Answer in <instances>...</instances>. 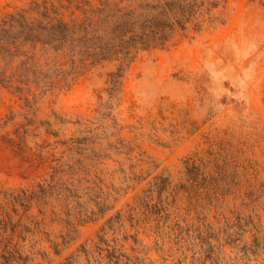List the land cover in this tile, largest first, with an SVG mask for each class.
<instances>
[{"label": "rangeland", "instance_id": "374dc122", "mask_svg": "<svg viewBox=\"0 0 264 264\" xmlns=\"http://www.w3.org/2000/svg\"><path fill=\"white\" fill-rule=\"evenodd\" d=\"M28 1L0 0V13ZM220 11L222 23L136 52L112 99L114 123L100 111L116 60L31 103L0 84V264H96L102 240L144 264H174L192 251L162 231L160 248L150 221L128 215L156 181L177 192L169 219L208 229L215 264L255 263L230 234L238 212L264 236V0H224ZM75 167L88 171L71 178Z\"/></svg>", "mask_w": 264, "mask_h": 264}, {"label": "trees", "instance_id": "16d2710c", "mask_svg": "<svg viewBox=\"0 0 264 264\" xmlns=\"http://www.w3.org/2000/svg\"><path fill=\"white\" fill-rule=\"evenodd\" d=\"M123 1L29 0L26 6L0 13V84L22 94L25 103H31L48 90L52 92L56 87L69 86L83 68L104 60H116L117 68L110 74L106 87L107 103L103 106L106 110L100 111L103 118L109 117L114 123V116L110 115L112 99L118 101L120 98L123 69L139 49L163 45L175 34L200 30L207 23H222L226 19L221 11L216 12L224 0ZM38 48H41L40 52ZM121 140L120 137L116 139L123 147ZM86 149L78 150L80 158H76V163L90 157L86 155ZM80 165L82 167V163ZM77 169L88 171V168L75 167L71 178ZM98 178L101 177L97 175ZM216 192L217 197L224 194L222 189ZM176 193V190L168 192L163 182H154L145 190L143 198H138V203L129 206L130 220L136 225L150 221L154 240L160 248L164 247V242L160 243L164 240L162 231L174 234V239L185 244V250L192 251L177 256L174 264H215L216 251L208 229L201 230L198 225L189 224L188 230L184 231L183 226L175 222L177 219H169L172 205L178 204ZM99 205L104 204H96L97 213L102 211ZM107 205L112 206L110 202ZM121 212L116 211L119 215ZM241 219L237 212L232 221L234 231L230 235L234 234L241 243V253L259 256L256 252L264 250V236L259 234L260 229L251 221L252 217ZM246 225L251 231V241L241 242ZM167 227L168 231L165 230ZM191 230L193 232L189 233ZM102 244L103 247L92 249L96 264H144L138 256L122 252L115 244L104 240ZM83 247L85 244H80V248ZM262 255L256 256L253 264H264ZM67 258L65 264L72 260L71 256ZM248 261L246 256L242 264H251Z\"/></svg>", "mask_w": 264, "mask_h": 264}]
</instances>
